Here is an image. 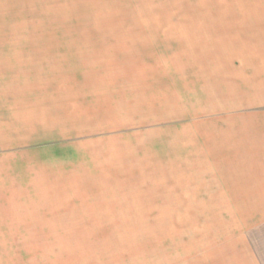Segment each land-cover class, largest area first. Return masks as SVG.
I'll return each instance as SVG.
<instances>
[{
    "label": "crops",
    "instance_id": "1",
    "mask_svg": "<svg viewBox=\"0 0 264 264\" xmlns=\"http://www.w3.org/2000/svg\"><path fill=\"white\" fill-rule=\"evenodd\" d=\"M0 19L24 25L0 26V242L97 213H175L199 246L264 222V0H0Z\"/></svg>",
    "mask_w": 264,
    "mask_h": 264
},
{
    "label": "rangeland",
    "instance_id": "2",
    "mask_svg": "<svg viewBox=\"0 0 264 264\" xmlns=\"http://www.w3.org/2000/svg\"><path fill=\"white\" fill-rule=\"evenodd\" d=\"M224 10L232 9L226 6ZM40 22L24 21L31 27ZM0 24L3 28L24 26L22 20L0 19ZM174 216L122 212L116 218H105L97 213L85 222L76 219L74 226L25 229L26 237L20 233V238L13 237L25 242H0V264H264V222L247 235L245 244L214 243L205 235L199 246L191 242L192 235L195 243L201 242L198 228L190 233V229L169 225L168 218ZM6 235L0 230V240Z\"/></svg>",
    "mask_w": 264,
    "mask_h": 264
}]
</instances>
